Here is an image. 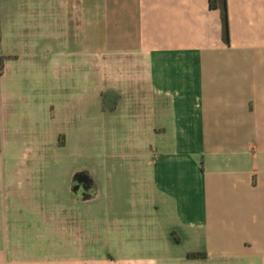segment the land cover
Segmentation results:
<instances>
[{
  "label": "crops",
  "instance_id": "1",
  "mask_svg": "<svg viewBox=\"0 0 264 264\" xmlns=\"http://www.w3.org/2000/svg\"><path fill=\"white\" fill-rule=\"evenodd\" d=\"M26 2H39L41 20L61 31V42L67 34L68 50L41 42L36 54L11 55L0 81L13 76L27 86L34 70L47 73L65 56L102 69L117 97L105 112L124 110L154 144L126 199L138 226L154 209L169 245L175 237L202 254H183L180 264H264V0H226L228 43L208 0ZM18 92L0 88L5 126L11 118L26 126L18 106L37 102ZM10 175L0 264H159L167 257L159 247L154 257L98 258L87 241L92 226L122 220L82 214L97 186L74 183L68 194L37 182L28 166ZM123 240V249L132 246L133 237Z\"/></svg>",
  "mask_w": 264,
  "mask_h": 264
},
{
  "label": "rangeland",
  "instance_id": "2",
  "mask_svg": "<svg viewBox=\"0 0 264 264\" xmlns=\"http://www.w3.org/2000/svg\"><path fill=\"white\" fill-rule=\"evenodd\" d=\"M26 1L0 0V71L11 55L36 54L41 50V42L59 50L64 45L68 50L67 34L64 33L65 41L61 42V31L53 30L52 24L48 26L41 20L39 2ZM49 65L47 73L40 68L34 70L27 86H20L12 80L13 76L0 81V88L8 92L18 88V99L37 100L18 106V115L29 118L26 126L20 128V122L14 118L8 120L7 126L6 121L3 124L0 120V248L7 241L10 173L15 167L28 166L31 177L39 179L37 182L69 188L68 194L74 183L98 187L97 197L89 207H82V214L112 213L122 220L92 226L87 241L95 244L98 258L120 260L140 254L154 257L156 248L161 247L167 253L163 258L175 259L169 264H180L183 254L188 259L187 254L193 253L194 246L178 242L175 237L169 245L162 229L155 225L154 209H145L146 222L138 226L133 219L134 208L126 206L128 196L131 200L136 192L140 166L145 169L149 149L154 144L149 136L141 134L140 127L124 119V110L117 117L105 112L117 102V97L110 93L113 82L106 80L102 69L94 71L88 64H78L68 56ZM0 104L1 115L2 109L7 111L8 107ZM126 236L133 237L132 246L123 249ZM163 258L159 256L158 263L168 264Z\"/></svg>",
  "mask_w": 264,
  "mask_h": 264
},
{
  "label": "trees",
  "instance_id": "3",
  "mask_svg": "<svg viewBox=\"0 0 264 264\" xmlns=\"http://www.w3.org/2000/svg\"><path fill=\"white\" fill-rule=\"evenodd\" d=\"M210 9H219L222 21L223 39L225 43H228V19H227V4L226 0H208ZM201 253H189L188 259H196L201 257Z\"/></svg>",
  "mask_w": 264,
  "mask_h": 264
}]
</instances>
